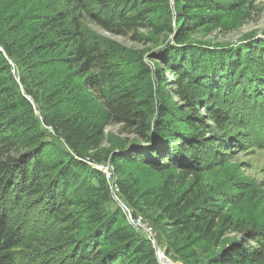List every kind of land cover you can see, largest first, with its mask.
Listing matches in <instances>:
<instances>
[{
	"label": "trees",
	"instance_id": "obj_1",
	"mask_svg": "<svg viewBox=\"0 0 264 264\" xmlns=\"http://www.w3.org/2000/svg\"><path fill=\"white\" fill-rule=\"evenodd\" d=\"M240 4L65 0L1 25L0 264H162L157 247L170 257L192 239L203 243L199 264H264V228L226 212L232 200L223 191L201 188L205 173L264 145V37L238 45L191 38L222 32ZM84 21L144 48L101 40ZM47 54L92 91L102 122L57 109L58 92L44 90ZM110 125L125 136L105 147ZM100 165L111 169L114 194ZM129 165L165 176L139 190ZM141 206L156 211L149 235L131 222L145 224Z\"/></svg>",
	"mask_w": 264,
	"mask_h": 264
},
{
	"label": "rangeland",
	"instance_id": "obj_2",
	"mask_svg": "<svg viewBox=\"0 0 264 264\" xmlns=\"http://www.w3.org/2000/svg\"><path fill=\"white\" fill-rule=\"evenodd\" d=\"M65 0H0V27L8 24L14 13L19 12L22 16L24 14H31L35 16L39 13H49ZM238 1V0H237ZM241 4L237 10L225 14V29L222 32L214 31L206 34L202 31L191 36L192 39H200L209 42L210 40L219 41L222 44L238 45L243 39L252 36L264 37V0H239ZM85 22L87 29L92 32L99 39L113 40L120 42L133 50H141L144 48L142 42L130 40L128 37L114 36L102 30L93 23ZM143 35H150V31L141 30ZM52 57L49 64L45 67L48 74V84L45 91L58 92L56 96V107L60 112L74 113L80 112L88 116L92 121L102 122L104 117V110L100 102L95 98L91 90L86 89L81 85V79L76 77L72 71L68 70L60 60L58 55L56 58L44 56V59ZM130 59L134 61L135 53L130 54ZM150 63V60H147ZM125 70L132 73L134 66H126ZM230 127L237 130L239 126L230 124ZM106 139L105 147L115 145L125 135L119 133L118 125H110L105 130ZM260 143H264L261 141ZM128 169L134 170L139 184V190L159 185L165 174L157 173L147 166L143 165H129ZM201 188L204 193L211 191H223L226 197L232 200L225 211L232 212L236 217L246 219L250 226L264 228V145L248 146L235 156L223 164L215 167L210 172L203 176ZM126 211L127 208L121 203ZM141 211H145V215L136 219L144 229L150 234L146 225H150L149 218L156 217L154 209H147L141 206ZM133 220V219H132ZM131 220V221H132ZM164 220L159 222V229L161 236L165 239L167 234V226L164 225ZM138 225L139 224H135ZM235 233L226 234L225 238L235 236ZM203 243L194 241L179 242L176 250H173L170 257L167 258L173 264H199L203 261L206 255H201V248ZM164 251L162 247L156 248L158 254ZM191 252L196 255L189 262H183L185 257H188ZM158 256V255H157ZM198 260H195V259Z\"/></svg>",
	"mask_w": 264,
	"mask_h": 264
},
{
	"label": "built area",
	"instance_id": "obj_3",
	"mask_svg": "<svg viewBox=\"0 0 264 264\" xmlns=\"http://www.w3.org/2000/svg\"><path fill=\"white\" fill-rule=\"evenodd\" d=\"M99 168L102 170L106 180L108 181L111 191L114 194L117 191V187L115 185H113V183L111 182L113 179V174L111 172V169L108 165H100ZM115 196V195H114ZM150 231V228H147Z\"/></svg>",
	"mask_w": 264,
	"mask_h": 264
},
{
	"label": "water",
	"instance_id": "obj_4",
	"mask_svg": "<svg viewBox=\"0 0 264 264\" xmlns=\"http://www.w3.org/2000/svg\"><path fill=\"white\" fill-rule=\"evenodd\" d=\"M133 224H139V226H141V227H145L144 225H142L139 221H137L136 219H133L132 221H131ZM153 241V240H152ZM158 259H159V261L162 263V264H173V262L171 261L170 262V260L167 258V256H166V251L164 250V251H162V252H160V250H158Z\"/></svg>",
	"mask_w": 264,
	"mask_h": 264
},
{
	"label": "bare ground",
	"instance_id": "obj_5",
	"mask_svg": "<svg viewBox=\"0 0 264 264\" xmlns=\"http://www.w3.org/2000/svg\"><path fill=\"white\" fill-rule=\"evenodd\" d=\"M171 262V261H170Z\"/></svg>",
	"mask_w": 264,
	"mask_h": 264
}]
</instances>
